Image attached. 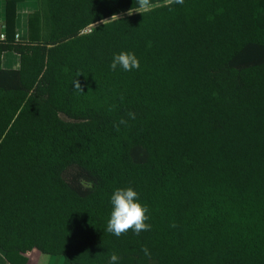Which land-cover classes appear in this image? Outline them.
I'll return each instance as SVG.
<instances>
[{"label":"trees","instance_id":"1","mask_svg":"<svg viewBox=\"0 0 264 264\" xmlns=\"http://www.w3.org/2000/svg\"><path fill=\"white\" fill-rule=\"evenodd\" d=\"M23 1L0 40V262L264 264V0H39L18 39ZM122 51L139 70L110 69ZM128 187L151 231L116 237Z\"/></svg>","mask_w":264,"mask_h":264},{"label":"clouds","instance_id":"2","mask_svg":"<svg viewBox=\"0 0 264 264\" xmlns=\"http://www.w3.org/2000/svg\"><path fill=\"white\" fill-rule=\"evenodd\" d=\"M169 4L175 3L183 5L184 0H168ZM138 9L136 12H149L160 5L154 3L153 0H137ZM132 13L129 11L128 15ZM113 18H118L114 15ZM126 72L133 70H139L140 61L137 56L132 52L122 51L118 54H114L110 69L116 71L117 68ZM75 88H80V84L76 81ZM123 100V97H121ZM130 118L135 119L133 113L128 114ZM127 121L121 119L119 124H126ZM119 124L115 125L116 130L119 131ZM89 182L88 187H91ZM112 211L110 219L108 220L106 231L116 237L126 235L129 231H132L135 235H140L141 232L151 231V224L147 223L150 220L149 209L147 206L142 205L139 202V193L133 188H117L111 195ZM173 227L176 225L173 224ZM145 255H150L148 249L142 248ZM119 257L115 253L110 254L108 264H118Z\"/></svg>","mask_w":264,"mask_h":264},{"label":"crops","instance_id":"3","mask_svg":"<svg viewBox=\"0 0 264 264\" xmlns=\"http://www.w3.org/2000/svg\"><path fill=\"white\" fill-rule=\"evenodd\" d=\"M9 0H0V40L6 33V7ZM41 9L39 0H24L17 6L16 30L18 39H28L30 16ZM3 67L6 69H19L20 57L14 52H5L2 58ZM60 264V263H59Z\"/></svg>","mask_w":264,"mask_h":264},{"label":"rangeland","instance_id":"4","mask_svg":"<svg viewBox=\"0 0 264 264\" xmlns=\"http://www.w3.org/2000/svg\"><path fill=\"white\" fill-rule=\"evenodd\" d=\"M0 256L5 259V253L0 250ZM27 264H63V261L54 256L43 255L37 251H34L27 256ZM0 264H6L5 262H0Z\"/></svg>","mask_w":264,"mask_h":264},{"label":"built area","instance_id":"5","mask_svg":"<svg viewBox=\"0 0 264 264\" xmlns=\"http://www.w3.org/2000/svg\"><path fill=\"white\" fill-rule=\"evenodd\" d=\"M17 38H18V36H17ZM1 39H2V40L5 39V34H2V35H1Z\"/></svg>","mask_w":264,"mask_h":264}]
</instances>
